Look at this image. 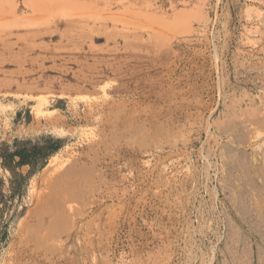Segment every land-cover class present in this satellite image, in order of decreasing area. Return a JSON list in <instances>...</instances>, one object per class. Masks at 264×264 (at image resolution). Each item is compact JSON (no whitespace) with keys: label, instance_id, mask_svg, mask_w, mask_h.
<instances>
[{"label":"rangeland","instance_id":"rangeland-1","mask_svg":"<svg viewBox=\"0 0 264 264\" xmlns=\"http://www.w3.org/2000/svg\"><path fill=\"white\" fill-rule=\"evenodd\" d=\"M23 146L0 264H264V0H0Z\"/></svg>","mask_w":264,"mask_h":264},{"label":"trees","instance_id":"trees-1","mask_svg":"<svg viewBox=\"0 0 264 264\" xmlns=\"http://www.w3.org/2000/svg\"><path fill=\"white\" fill-rule=\"evenodd\" d=\"M0 156L3 160V165L14 175L16 174L14 172L16 166L31 164L30 157L33 156V151L23 146L21 148H16L12 152L3 150L1 151ZM15 157H18V161H14Z\"/></svg>","mask_w":264,"mask_h":264}]
</instances>
